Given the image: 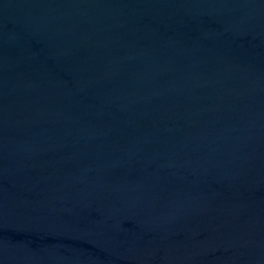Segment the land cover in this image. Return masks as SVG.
<instances>
[{
  "label": "water",
  "instance_id": "water-1",
  "mask_svg": "<svg viewBox=\"0 0 264 264\" xmlns=\"http://www.w3.org/2000/svg\"><path fill=\"white\" fill-rule=\"evenodd\" d=\"M0 264H264V0H0Z\"/></svg>",
  "mask_w": 264,
  "mask_h": 264
}]
</instances>
